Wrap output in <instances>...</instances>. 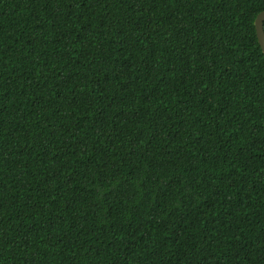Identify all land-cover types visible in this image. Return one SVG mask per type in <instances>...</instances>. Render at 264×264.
I'll use <instances>...</instances> for the list:
<instances>
[{
  "label": "trees",
  "instance_id": "16d2710c",
  "mask_svg": "<svg viewBox=\"0 0 264 264\" xmlns=\"http://www.w3.org/2000/svg\"><path fill=\"white\" fill-rule=\"evenodd\" d=\"M264 0H0V264H264Z\"/></svg>",
  "mask_w": 264,
  "mask_h": 264
},
{
  "label": "water",
  "instance_id": "95a60500",
  "mask_svg": "<svg viewBox=\"0 0 264 264\" xmlns=\"http://www.w3.org/2000/svg\"><path fill=\"white\" fill-rule=\"evenodd\" d=\"M256 37L264 53V11L261 12L255 20Z\"/></svg>",
  "mask_w": 264,
  "mask_h": 264
}]
</instances>
